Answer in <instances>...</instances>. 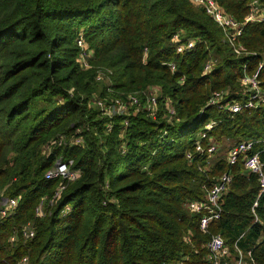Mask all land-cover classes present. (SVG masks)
<instances>
[{
  "label": "trees",
  "instance_id": "16d2710c",
  "mask_svg": "<svg viewBox=\"0 0 264 264\" xmlns=\"http://www.w3.org/2000/svg\"><path fill=\"white\" fill-rule=\"evenodd\" d=\"M254 1L264 13V0H214L238 22ZM179 33L191 50L176 52ZM223 40L191 0H0V199L18 200L0 220V264H210L213 235L230 253L241 250L246 264H264V196L254 224L257 180L225 159L233 145L264 139V105L238 114L206 106L214 91L226 93L222 104L248 100L240 79L244 66L252 74L261 61L264 21L239 38L256 56L237 57ZM258 81L264 90V68ZM158 89L152 114L146 93ZM127 95L138 98L137 112L108 118L91 107L94 97ZM210 121L208 135L225 155L194 153L196 133ZM61 138L67 144L46 151ZM253 150L264 168V142ZM59 159L72 161L74 181L45 179ZM228 171L220 218L203 232L204 213L186 205L205 199ZM30 222L34 237L11 245Z\"/></svg>",
  "mask_w": 264,
  "mask_h": 264
},
{
  "label": "built area",
  "instance_id": "2783aa9c",
  "mask_svg": "<svg viewBox=\"0 0 264 264\" xmlns=\"http://www.w3.org/2000/svg\"><path fill=\"white\" fill-rule=\"evenodd\" d=\"M191 2L197 6L201 7L207 16H209L212 21L221 29L224 42L227 43L231 48L234 55L238 56H256V52H250L242 46L239 42V38L242 35L243 28L249 23L263 22L264 13L262 7L257 1L253 2L247 16L242 22L236 21L234 18L230 17L214 2V0H191ZM181 33L175 34L172 41L176 44V52L183 53L184 51H189L193 48L194 43L192 41H186L181 43ZM79 47H82V41L77 42ZM261 61L257 65L256 70L249 74L247 72L246 66L243 67L242 77L240 79V84L248 91L249 98L244 103L237 102H226L222 104L226 93L221 91H214L209 96L206 106H217L220 109H227L232 114H238L243 110H251L257 108L258 106L264 105V90L261 89L258 81V76L260 71L264 68V51L259 53ZM86 54L82 52L81 61L82 66L87 68L88 65L85 62ZM212 63L207 61L203 67V74L207 73L211 69ZM171 71H175L173 64L169 65ZM157 95L154 91H147L146 93V109L150 113H154L157 109ZM92 107L98 109L101 114L105 117L112 118L113 116L128 115L129 109L135 107V112L139 109V100L134 95H127L120 99H110L97 101H92ZM96 106V107H95ZM167 112L170 116L174 115V110L171 106L166 105ZM126 124V123H125ZM216 123L213 121L207 122L203 127L198 130L193 142L194 153L198 155H203L205 152L209 155H213L220 150L219 144L210 137L208 133L215 127ZM63 139L58 141H53L48 146L53 145L61 146L63 144ZM73 144L80 145L81 139L76 138L71 141ZM205 142V146L203 145ZM260 141H242L232 147H230L225 155V159L229 166H233L240 162L243 166L244 172L248 175H252L256 178L258 183V194L256 199L252 203L251 211L253 214L252 223L261 222L260 217L256 214V209L259 207V201L264 196V168L260 162L259 155L257 151H254V146ZM264 151V150H263ZM186 158L191 161L192 153H186ZM72 161L62 162L59 159L54 167L45 173L46 180H52L56 178H61L67 182H72L77 177L78 172L71 170ZM231 182V174L228 171L222 175L217 182L212 186L210 190L206 191L205 199L201 201H191L186 207L191 213H204L200 219L199 228L201 231L205 232L208 225L214 221L218 220L221 215L220 199L223 193L226 192L228 185ZM64 189V186L60 187V191ZM59 192L55 194V198L58 196ZM17 199H0V220L8 217L17 206ZM41 201L39 206L36 208V216L42 217L43 211ZM264 213V206H263ZM18 235L22 237L23 240L32 239L34 237V225L30 222L23 226L18 233L13 234L9 237L8 242L13 245L18 242ZM207 248V260L210 264H246L245 256L241 250L235 246L233 253L229 252L228 247L221 236L213 235L210 237L206 244ZM27 259L22 258L16 264H26Z\"/></svg>",
  "mask_w": 264,
  "mask_h": 264
},
{
  "label": "rangeland",
  "instance_id": "374dc122",
  "mask_svg": "<svg viewBox=\"0 0 264 264\" xmlns=\"http://www.w3.org/2000/svg\"><path fill=\"white\" fill-rule=\"evenodd\" d=\"M254 2H255V1H254ZM252 4H253V3H252ZM252 4H251V5H252ZM250 7H251V6H250ZM238 57H241V56H238ZM157 91H159V92H157ZM154 92L156 93L157 97H158V95L160 96V90H159V89H158V90H155ZM98 99H99V98L94 97L92 101H94V100L97 101ZM91 104H92V102H91ZM91 107H92V106H91ZM95 107H96V106H95ZM92 108H94V107H92ZM96 108H97V107H96ZM96 108H95V109H96ZM199 130H200V129H199ZM63 141H64V142H63V144H62L61 146L67 144L66 141H65V139H63ZM219 146H221V145H219ZM227 146H228V144H227ZM224 148H226L225 145H224ZM46 151H49V148H48V147L46 148ZM225 152H226L225 149H222V150H220V152L217 153V156L225 155Z\"/></svg>",
  "mask_w": 264,
  "mask_h": 264
}]
</instances>
